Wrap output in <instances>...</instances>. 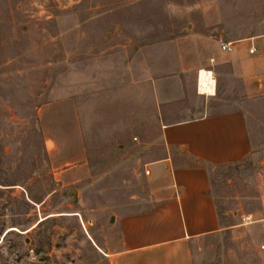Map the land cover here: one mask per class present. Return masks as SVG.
I'll return each instance as SVG.
<instances>
[{
	"label": "rangeland",
	"instance_id": "374dc122",
	"mask_svg": "<svg viewBox=\"0 0 264 264\" xmlns=\"http://www.w3.org/2000/svg\"><path fill=\"white\" fill-rule=\"evenodd\" d=\"M203 16L238 38L264 28V0H0V162L23 179L34 127L49 155L26 183L0 185V264H109L119 245L111 217L142 207L144 142L157 121L144 63H175ZM199 56L184 55L189 65ZM223 64L214 95L187 96L182 117L163 121L246 114L253 154L212 170L228 226L195 242L193 255L195 264H264V229L242 219L264 190V95L250 94L230 57Z\"/></svg>",
	"mask_w": 264,
	"mask_h": 264
},
{
	"label": "crops",
	"instance_id": "0c3cea01",
	"mask_svg": "<svg viewBox=\"0 0 264 264\" xmlns=\"http://www.w3.org/2000/svg\"><path fill=\"white\" fill-rule=\"evenodd\" d=\"M195 23L196 27L189 23V48L173 51L175 63L159 55L144 63L140 84L155 91L152 116L157 121L153 139L144 142L152 149L141 165L142 207L127 204L120 215L111 217L119 228V245L107 253L109 264H195V242L228 226L222 223L213 193L212 170L253 154L246 114L229 109L172 122L163 118L182 117L177 113L187 108L186 97L205 94L199 89L201 69L223 71L225 57L232 59L234 74L243 78L250 94L264 95V28L237 38L219 29L221 20L203 16ZM220 40L231 42L232 49L222 50ZM252 46L256 50L251 53ZM185 54L200 56L189 65ZM215 93L216 83L211 95ZM258 198L260 205L246 214L264 229V190Z\"/></svg>",
	"mask_w": 264,
	"mask_h": 264
},
{
	"label": "trees",
	"instance_id": "16d2710c",
	"mask_svg": "<svg viewBox=\"0 0 264 264\" xmlns=\"http://www.w3.org/2000/svg\"><path fill=\"white\" fill-rule=\"evenodd\" d=\"M247 3V2H245ZM254 31H256L254 29ZM248 33V32H246ZM251 33V32H250ZM34 133L39 137V141L37 142L32 141V150H31V163L29 165V168L27 170V168L24 170H21V172H24V176H22V180L20 179H15L13 174L7 172V170H3V166H2V162H0V185H3V186H13V185H17V184H22V183H26V181L32 176L33 174V171L34 170H38V165L41 161L43 160H48L49 159V155H48V152L45 148V144H44V137H43V134H42V131L38 128V127H34ZM0 151L3 152V150H1L0 148ZM22 162H24V159L22 160ZM20 164L22 165L23 163L20 162ZM20 164H19V167H20ZM21 169V168H19ZM41 173H43L41 171ZM28 193L30 194L29 197L31 200L33 201H37V202H40L42 197L41 196H37L35 195L33 192H32V189H28L27 190ZM45 191V189H44ZM43 193V192H42ZM220 214H221V211H219ZM222 217V216H221Z\"/></svg>",
	"mask_w": 264,
	"mask_h": 264
},
{
	"label": "bare ground",
	"instance_id": "6f19581e",
	"mask_svg": "<svg viewBox=\"0 0 264 264\" xmlns=\"http://www.w3.org/2000/svg\"><path fill=\"white\" fill-rule=\"evenodd\" d=\"M199 89L205 94L211 95L214 93L215 79L212 71L201 69L199 74Z\"/></svg>",
	"mask_w": 264,
	"mask_h": 264
},
{
	"label": "built area",
	"instance_id": "2783aa9c",
	"mask_svg": "<svg viewBox=\"0 0 264 264\" xmlns=\"http://www.w3.org/2000/svg\"><path fill=\"white\" fill-rule=\"evenodd\" d=\"M231 42H226L224 40H220V46L222 50L225 51H230L232 49L231 47ZM256 50L255 46H252L250 48V52H254ZM200 73V72H199ZM148 173V171H146ZM242 219L244 220V223H250L254 221L253 215L252 214H246L242 216ZM261 249H264V244L261 245Z\"/></svg>",
	"mask_w": 264,
	"mask_h": 264
}]
</instances>
